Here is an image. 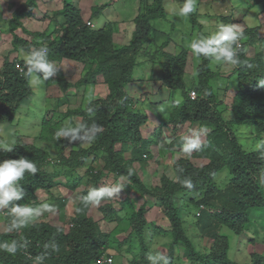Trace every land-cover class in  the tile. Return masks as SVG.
Listing matches in <instances>:
<instances>
[{
  "label": "trees",
  "instance_id": "16d2710c",
  "mask_svg": "<svg viewBox=\"0 0 264 264\" xmlns=\"http://www.w3.org/2000/svg\"><path fill=\"white\" fill-rule=\"evenodd\" d=\"M253 3L262 5L264 10V0H253ZM37 6V0H25L13 9L11 17L6 20L8 27L5 30L12 35L13 48L17 51L23 49L29 54L34 49L45 47L50 62L59 61L65 55L80 61L85 71L75 82L67 80L64 73L57 69V84L62 92L72 86L105 83L109 93L105 98H97L62 112L58 110L57 104H49L50 108L46 112L51 111V115L41 118L39 135L31 142L19 136L13 150L0 155V161L20 157L32 159L38 168L34 175L25 173L24 179L20 181L25 195L15 203L33 208L44 205L43 200L37 199L38 189L50 192L56 186H68L56 178L62 174L73 176L78 169H82L93 189H99V182L113 179L111 184L118 183L121 186L119 190L125 193L120 202L130 208L126 218H122L130 227L124 239L129 243L126 252H132L135 237L139 239L142 250L139 258H132L129 264H147L150 259L145 242L148 223L144 215L148 209L143 203L133 211L131 205L134 193H138L141 198H155L169 222L168 254L160 262L173 264L176 258L178 261L185 259L188 264H264V255L256 252L248 254V261L231 259L230 237L221 232L223 227L227 228L239 236V243L245 237L248 243L264 240V149L257 148V145H264V87L258 86V81L264 79V44L255 43L259 27L242 31V46L237 50L239 63L235 65L237 85L230 104V119L225 120L221 112L217 111L221 99L214 92L211 80L218 73L210 68V59L200 56L198 82L188 85L184 78L187 52L184 47H180L177 54L164 51L162 46L156 48L155 52L148 49L158 35H163L162 45L169 43L170 32L166 33L153 25L155 19L167 16L163 0H139L132 18L134 27L130 40L122 45L114 42L113 22H107L103 29H92L86 25L79 8L66 1L63 8L56 11L63 17V22L55 27L56 32L50 31L49 26L42 31L30 32L24 28V19L30 17ZM107 6V2L91 6L90 16L93 19L99 17ZM190 16L193 17V25L202 26L196 20L198 14L195 11ZM19 27L30 33L32 38L24 40L18 36L15 30ZM201 36L202 33L197 32L196 40H201ZM249 47L254 50L252 55L247 52ZM157 55L163 58L162 69L158 77L151 78L154 81L161 80L172 92L179 90L182 101L173 108L169 120H162L158 129L144 137L141 126L146 122L147 115L133 111L134 100L125 87L134 81L133 70L142 63L139 58L142 56L155 63ZM17 62L23 65L22 72L16 68ZM26 71L24 59L5 58L0 72V124L13 122L19 107L33 94L30 80L24 75ZM191 88H195L197 93L193 100L188 97ZM154 109L151 114L159 111L158 108ZM74 115L81 117V123H74L70 129L63 122ZM187 122H198L200 126L210 128L206 142L191 153L184 152L178 159H173L169 163L172 175L159 170V162H156V172L160 171L158 184L148 185L143 170L137 169L134 163L154 158L151 146L157 147L158 156L165 154H160L167 138H164L166 133H162V129L168 126L170 135H174ZM240 129H249L250 146L244 148V143L242 145L236 139L235 135ZM60 133H67L65 136L68 137L61 140L64 143L62 149L70 147L67 154L59 151L51 158L49 150L59 143L56 137ZM89 139H92L90 145L83 147L81 143ZM168 145H165L167 150ZM125 150L130 151L129 158L124 157ZM100 158L103 166L94 168L92 162ZM193 158L205 159L207 162L198 166L193 163ZM51 159H54L53 165L62 167V171H50L47 164ZM80 180L75 179L73 183L68 180L70 189H75ZM86 196L82 194L76 204L72 225L67 231L46 220H31L22 229L0 232V242L17 241L15 254L0 250V264L95 263L100 255L114 245L111 234L103 232L92 216L87 214L89 204L83 202ZM52 200L59 209L67 203L65 197H54ZM200 205L204 208L197 215L196 210ZM188 206L193 207L190 222L195 224L198 232L213 240L210 246L201 248L191 238L186 226L189 216H181L182 210ZM106 210L110 212L112 206H102L103 214L108 215ZM4 211V221L8 227L11 217L7 209ZM253 213L256 216H252ZM255 224H259L262 229L256 228L258 225ZM124 229L121 227L118 231ZM155 229L162 231L161 226H155ZM180 246L183 250H180ZM27 250L33 257L29 258L23 253Z\"/></svg>",
  "mask_w": 264,
  "mask_h": 264
},
{
  "label": "rangeland",
  "instance_id": "374dc122",
  "mask_svg": "<svg viewBox=\"0 0 264 264\" xmlns=\"http://www.w3.org/2000/svg\"><path fill=\"white\" fill-rule=\"evenodd\" d=\"M64 1L72 3L75 7L79 8L80 12L86 19L92 12L91 6L100 5L104 2L108 3L107 8L103 10L101 15L96 18L97 26L102 27L104 22L112 21L114 27V42L116 45L127 44L130 40V34L132 32L131 21L139 0H41L30 15L24 19V28L34 31H42L49 26V30L54 31L58 23L63 22L62 14L56 13L60 11L64 6ZM24 0H0V58H4L6 55L12 58L24 59L28 56V53L23 49L18 51L13 48L10 44L11 34L6 33L5 29L8 27L6 20H8L13 12V9L20 6ZM184 2L181 0H163V5L167 16L164 19H155L153 21L154 27L170 32L169 45L164 47V49L170 53L177 54L180 47L190 49L186 54V64H185V80L187 84H197V73L195 71L196 64L200 59L192 52L191 45L193 41L197 39V32L204 33L202 39L209 38L216 34L219 25L224 24V21L220 18V15L224 17H230L235 20L233 25L240 28L242 31L249 27H255L259 25V32L256 36L255 43H264V11L262 5L254 4L253 0H196V8L199 15L197 20L201 22V27L198 25H193L191 22V16H182L179 14V8L182 7ZM217 15V17H215ZM197 16V15H195ZM56 20V22L54 21ZM94 20V19H93ZM218 20V21H217ZM218 25H215V22ZM226 24H230L231 20L225 19ZM103 24V25H102ZM232 24V23H231ZM102 25V26H101ZM5 32V34H4ZM16 34L23 38L24 40H30L32 38L30 33L24 32L21 28L15 30ZM190 38L192 40L190 41ZM163 35H158L154 42L148 48L150 52H155L163 42ZM253 48H248V53L253 54ZM160 56V55H159ZM142 63L138 64L133 70V79L136 77V81L129 83L125 89L127 93L133 97V111L142 112L147 115L146 122L141 126V133L144 137L152 134L155 129H158L161 121L166 119L169 120L170 114L173 111L176 103L182 101V95L179 90L169 91L167 86L162 84L161 80L153 82L152 78L158 77L160 74V68H162L161 60L158 55L155 59V63L142 58H139ZM145 60V61H144ZM53 65L64 73L67 80L70 82L77 81L84 74V68L80 61H75L74 59L67 57L66 55L59 61H52ZM153 65V66H152ZM212 71H216L218 76L211 80L214 92L217 97L221 99V103L217 111L221 112L223 118L226 120L230 119L231 111L230 104L232 101L233 94L236 89V77L235 66L225 63H215L211 60ZM152 69V70H151ZM153 73V75H152ZM38 77L43 78V73H36ZM152 77V78H151ZM141 79V80H140ZM30 87L33 94L22 104L15 115V120L11 123L0 124V142L6 140H12L16 142L19 136L24 137L27 142H31L34 137L40 133V121L45 115L49 117L51 111L46 112L50 105L57 104L59 111H64L67 108H75L78 106H83L87 102L93 101L97 98H105L108 95V88L105 83L98 84H88L80 87H69L66 92H62L59 85L57 84V74L55 73L48 80L36 81L34 78L30 82ZM67 97V98H66ZM66 98V99H65ZM160 101V102H159ZM50 104V105H49ZM154 108H158L157 113L151 114ZM162 111V112H161ZM65 126L67 125L70 129L73 128V124L76 125L81 123L80 116H73L70 119L66 118L63 122ZM166 133V138L164 147L160 154L164 153L162 156L157 155V147L151 146L154 152V158H150L142 163H134L136 168L140 171L143 170V176L147 181L148 185L158 184L157 176L159 172H156L159 162V170L166 172L168 175H172V168L169 166L173 159H178L180 154L184 152L191 153L194 148H198L203 145L207 140V133L210 130L208 126H200L198 122L195 123H185L181 125L174 135H170V127L162 129ZM167 130V132H166ZM249 129L237 130L236 139L240 143H244L243 147H248L251 145L249 137L251 135L247 134ZM16 133V134H15ZM68 138L64 134L57 135L56 139L59 142L53 149L49 150L52 154L51 158L56 156L59 151L67 154L70 146H65L62 149L64 143L61 142L62 139ZM173 140V141H172ZM195 140L198 142L196 147H189L188 141ZM92 142L83 141L81 145L87 147ZM169 144V145H168ZM168 145V150L165 148ZM171 146V147H170ZM119 148V145L116 146ZM170 147V148H169ZM7 151L0 150V155L5 154ZM156 152V153H155ZM168 152V153H167ZM125 158L130 157V151L125 150L123 152ZM195 165L201 166L207 162L205 159H192ZM54 159L49 160L47 164L50 171L57 170L62 171V167L59 165H53ZM94 168H101L102 158L100 160H95L92 162ZM166 166L165 168H163ZM156 172V173H155ZM82 169H78L76 174L73 176L66 177L65 175H60L56 178L62 183H67L68 186L60 185L52 189L50 192H42L39 189L36 191V195L43 196V198H56L65 197L67 199L66 205L59 210V208L54 207L49 211L45 218H43V213L37 217L32 218L35 220H47L53 225H63L67 228L68 224L73 221L75 214V207L81 198L82 194L87 195L88 192L93 189L91 182L83 174ZM222 174L221 176H223ZM81 179L79 184L75 189H70V183H73L75 179ZM113 181V179H112ZM112 181L99 182L98 188H118L117 191L113 192L111 197L107 199H101L98 204H89L87 214L92 216V218L98 223L100 229L105 233L111 234V240L113 241V247L109 248L106 252L111 253L113 256L114 264H129L132 258H139L142 250H140V242L137 237L134 238L135 244L132 248V252H126V248L129 247V243L124 241L130 232V227H128V222L123 217L126 218L127 213L130 208L127 204H121V200L124 199L125 193L119 190L121 186L118 183L111 184ZM50 204L49 202H46ZM146 203L147 212L145 213V219L148 223L145 233V242L149 248L150 259L147 264H164L165 262H160L167 256L168 247L170 242V233L167 230L170 229L169 222L163 216L155 198L146 196L141 198L138 193L133 194L132 207L134 212L138 207ZM55 205V202L52 203ZM110 204L112 210L103 214L102 206ZM37 208H41L38 206ZM197 211V210H196ZM193 207H186L182 210L181 216H189L186 222V226L189 229V234L193 238L194 242L201 248L204 246H210L212 239L205 237L200 232L194 223L190 222L192 220ZM256 216V214H251ZM5 211L0 210V232H6L7 227L4 221ZM258 225V229L262 227ZM155 226H161L162 231H157ZM121 227L125 228L123 231H118ZM221 232L229 235L230 237V251L229 255L231 259L237 261H248V254L251 253H262L264 255V240L257 239L256 243H248L245 237L242 243L238 242V235L232 233L227 228L223 227ZM180 250L183 247L180 246ZM160 260V261H159ZM95 264V263H93ZM173 264H188V261L181 259L178 261L174 258Z\"/></svg>",
  "mask_w": 264,
  "mask_h": 264
},
{
  "label": "clouds",
  "instance_id": "9594fccd",
  "mask_svg": "<svg viewBox=\"0 0 264 264\" xmlns=\"http://www.w3.org/2000/svg\"><path fill=\"white\" fill-rule=\"evenodd\" d=\"M40 3H41V0H37V4H40ZM194 11L196 12V14H198V17L199 15H202L198 13L197 11L196 0H184L182 7L179 8V14L182 16H188ZM220 16H221L220 18L224 21V24L219 25L216 34L209 38L193 41L191 45L192 52L200 59V61L196 64V67H195V71L197 74H198V66L201 63L200 56L210 59V64H209L210 68H211V60L214 61L215 63H225V64H231L233 66L239 63V60L237 57V50L242 46V41L240 39L242 38L243 32L240 28L233 25L235 20L232 19V15L230 16V19H229L231 20L230 24H226L225 19L222 18L223 15H220ZM215 17H217V15H215ZM84 21L86 25L92 29H103V26L107 24V22H112V21L104 22L103 23L104 25L102 24L103 26L101 25L102 27H99L97 26L96 18H94L93 20V18L90 15L86 19L84 18ZM217 21L215 22V25H218ZM131 25H132L131 28H133L134 25L132 21H131ZM259 25L260 24H258V27ZM113 30H114V27H113ZM6 33H9V32H6ZM202 35L204 37V33H202ZM168 45L169 44H164V45L161 44L159 47L161 48L162 46V49L166 51L164 47H167ZM186 50H187L186 52L187 54L190 51L189 47ZM47 52H48L47 48L41 47V48L32 50L26 57L25 67L27 71L24 73V75L27 78H29L30 82L33 78L36 81L48 80L51 76H53L57 72V68L53 65V63H51L48 60ZM6 57L10 59V57L7 55L4 58H0V72H1V69L3 67ZM12 59H15V58H12ZM161 65H162V62H161ZM15 66L19 70V72L23 71V65H21L19 62H17ZM21 68L22 70H20ZM161 69L162 68H160V70ZM38 72L43 73L42 79L36 75V73ZM184 78H185V74H184ZM134 81H136V77L134 78ZM152 81L157 82L159 80L155 79V81L154 80ZM258 86L264 87V79H261L258 81ZM169 91H172V90L169 89ZM188 97L192 100L197 97L195 88L189 89ZM176 104H178V102ZM162 133H163V130H162ZM63 134L67 135V133H63ZM197 145H198V142L195 140L188 141L189 147H196ZM13 148H14V141L12 140H6L4 142H0V150L11 152ZM257 148L264 149V145H257ZM37 172H38L37 165L33 162L32 159L20 157L18 159H5L3 161H0V210L7 209L8 214L11 217V222L7 227L8 232L27 227L29 225V222L32 220V218L39 216L41 214V211L43 213V218H45V215L49 211H51L52 208L54 209V207H56L52 204L55 201H53L50 198H43V196H39V194L36 195L37 199L43 200L44 202V205H40L41 208H33L31 206L20 205L18 203H15L17 201H20L25 195L23 187L20 184V181L24 179L25 173L34 175ZM39 190L42 192L43 191L47 192L43 189H39ZM117 190L118 188L91 189L88 192L83 202L86 205L87 204H98L102 198L111 197L113 192ZM46 202H49L50 205L47 204ZM203 208L204 206L200 205V208L196 211V214L197 215L200 214V210H202ZM70 225H72V222L68 224L67 228H65L63 225H56V226H62L64 230L67 231ZM0 250L6 251L11 254H15L17 251V241L12 240L10 242L9 241L0 242ZM58 250H59L58 246H56V251ZM106 251L103 254L112 255L111 253L109 252L107 253ZM23 253L26 254L29 258L33 257V255L28 250L24 251ZM95 264L97 263L95 262ZM112 264H114V261L112 262ZM153 264H155V261H153Z\"/></svg>",
  "mask_w": 264,
  "mask_h": 264
},
{
  "label": "built area",
  "instance_id": "2783aa9c",
  "mask_svg": "<svg viewBox=\"0 0 264 264\" xmlns=\"http://www.w3.org/2000/svg\"><path fill=\"white\" fill-rule=\"evenodd\" d=\"M20 70H22V68ZM112 262L113 257L110 254H103L96 260L97 264H112Z\"/></svg>",
  "mask_w": 264,
  "mask_h": 264
},
{
  "label": "crops",
  "instance_id": "0c3cea01",
  "mask_svg": "<svg viewBox=\"0 0 264 264\" xmlns=\"http://www.w3.org/2000/svg\"><path fill=\"white\" fill-rule=\"evenodd\" d=\"M137 7H138V5H137ZM137 7H136V10H137ZM135 14H136V11L134 12L133 17H134ZM133 17H132V18H133ZM75 208H76V207H75Z\"/></svg>",
  "mask_w": 264,
  "mask_h": 264
}]
</instances>
